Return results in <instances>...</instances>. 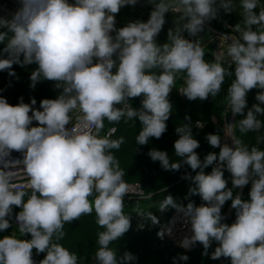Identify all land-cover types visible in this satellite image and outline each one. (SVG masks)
<instances>
[{
  "label": "clouds",
  "instance_id": "clouds-1",
  "mask_svg": "<svg viewBox=\"0 0 264 264\" xmlns=\"http://www.w3.org/2000/svg\"><path fill=\"white\" fill-rule=\"evenodd\" d=\"M136 2L20 0L21 7L11 20L0 18V28L12 33L4 49L9 58L0 59V70H10L14 63H36L38 68L31 74L32 86L43 77L62 88L56 99L41 100L42 111L32 107L35 99L31 104L21 100L13 106L0 96V231L11 226L8 218L12 206H16L22 209L15 217L20 232L31 235L30 240L12 235L0 239V264H35L33 249L46 253L39 264H78L77 255L53 243V237L62 238L64 224L90 214L93 206L98 225L105 229L99 233L95 264L133 261V254L125 252L118 256L109 247L130 228V218L123 211L128 184L109 151L119 148L123 138L109 140L90 133L73 134L67 127L69 113L79 108L86 124L97 129L103 126L104 118L138 119L142 129L136 142L145 145L150 137L161 138L167 129L172 110L168 97L177 73L187 74L180 92L189 100L216 96L225 76L232 75L219 62H206L200 44L185 39L181 33L172 36L169 31L171 45L156 42L170 10L182 11L187 20L183 30L197 36L204 30L205 21L215 19L220 9L231 12L232 0H160L147 22L134 21L116 29L115 14L121 7ZM257 6L258 0H242V41L234 39L228 47L235 65V79L228 88L229 106L233 116L243 117L239 121L242 132L264 127L258 119V115H264V107L260 106L264 104V91L256 95L259 103L245 114L247 93L254 88L264 90V9L257 13ZM236 31H241L239 25ZM8 32H0V42L8 38ZM157 67L163 69L161 74L149 71ZM142 94L141 110L125 103ZM119 104L124 107H115ZM33 121L38 122L37 126H31ZM198 126L203 124L198 122ZM176 132L179 138L174 142L175 155L182 161L171 162L166 152L156 149L148 155L165 170H179L181 162L194 171L200 169L191 177L195 187L190 192L200 195L205 203L183 206L168 195L160 211L174 208L190 220L193 235L190 240L185 239V247L199 242L206 255L215 241L219 246L211 255L213 260L223 256L230 258L231 264H264V151L256 146H241L239 141L221 146L219 135L208 134L209 144L220 151L218 157L209 153L201 163L195 151L200 145L193 138L190 125L179 126ZM12 151L23 153L22 163L32 189L27 201L23 191L14 190V173L5 170L21 163L10 159ZM216 161L211 173L205 174L203 169ZM225 168L231 173L233 188L251 183L249 200H243L239 194L233 196L224 178ZM93 192L98 194L94 205L88 199ZM229 200L236 214L231 225L221 222V209ZM149 218L158 223L151 213ZM158 235L163 237L164 232Z\"/></svg>",
  "mask_w": 264,
  "mask_h": 264
},
{
  "label": "trees",
  "instance_id": "trees-1",
  "mask_svg": "<svg viewBox=\"0 0 264 264\" xmlns=\"http://www.w3.org/2000/svg\"><path fill=\"white\" fill-rule=\"evenodd\" d=\"M2 1L3 0H0V2ZM159 2L160 0H137L135 5L121 7L118 14H115V28L120 29L134 21L147 22L150 18V13ZM166 2H170V0H166ZM241 5L242 0H232L231 12H225L223 9H220L216 18L222 21H205L207 25L204 24V30L198 33L197 36H191L187 31H184L183 25L187 20L184 19L183 15H180V13H175L170 10L165 14V24L157 35L156 42L161 46L166 43L171 45L172 41L171 37H169V31L171 30L172 36L181 33L185 39L197 41L200 44L204 49V59L206 62L215 63L217 61L213 58L214 43L212 41L213 32L211 30L213 29L221 33H223L222 31L228 32L227 25L234 28H236V25H239L240 28L245 29V17ZM216 18L214 20H216ZM0 32H8V29L0 28ZM115 35L116 33L114 32L113 36ZM11 36L12 33L8 32V38H6L4 42H0V59L9 58L8 53H6L4 49ZM20 60L23 61V55L20 56ZM220 64L222 67L229 70L232 75L225 76L221 91L216 96L210 95L205 100H200L199 98L196 100H189L185 95L179 97L176 92L177 83H175L168 97L172 105V110L170 118L166 121L167 129L159 139L150 137L147 144L140 145L136 142V138L142 129V124L138 119H129L126 116L122 117L119 121H109L107 118L105 119L106 125H116V133L110 137L109 140H120L123 138V143L120 144L119 148H113L109 151L118 161L120 168L124 171V181L138 182L143 186L145 192H154L153 197L151 196L149 200H135L124 205V214L130 218V228L122 237L109 244L110 248L118 252H122L123 254L129 252L133 254L135 257L134 261L138 264L151 262L156 264H216V259L213 260L211 258L212 253L216 249L214 245L215 241L212 242L205 255L203 245L199 242H196L190 252L186 253L182 252L178 247L175 248L170 245V242L168 243L164 236L161 237L158 235V233L164 229L165 224H167V218L174 209L168 208L163 212L160 211V205L166 196L171 195L178 204L182 203L187 205L191 202L195 206H200L205 203L202 199L193 201L198 196L201 198V196L190 192V189L195 187L191 177H194L200 169L194 171L189 165L181 162L179 170H165L160 162L153 161L148 153L150 150L156 149L166 152L171 162L182 161L183 158L175 155L174 142L179 138L176 128L185 124L190 125L193 138L199 142L200 146L195 149V151L201 163L204 162L205 157L209 153H215V148L209 144L206 136L208 134H216L220 137V128L218 125L212 124L209 117L216 115L218 119L221 118V114L225 110V105L229 102L228 88L234 78L233 66L225 63ZM37 68L38 65L36 63H14L10 70H0V96L5 98L7 102L13 106L19 104L21 100L23 103L31 104V100L35 99L36 104L32 105V107L42 111V109H40L41 100L56 99L61 94L62 88L56 87L55 83L57 82L48 81L43 79V77L32 86L31 74ZM113 71H115V69H113ZM149 71L159 75L163 69L157 67ZM10 72H13L14 75H10ZM184 75H187L186 72L177 73L175 81L179 83L181 77ZM261 91L264 90L254 88L247 93V108L245 109V114L247 110L252 107L250 106L251 101L253 104L258 102L256 100V95ZM143 99L144 97L142 94L139 97L129 98L125 103L135 110H141ZM260 106L264 107V104ZM115 107L123 108L124 104H119ZM29 115H31V112ZM242 118L241 115H236L234 119L233 134L235 141H239L241 146L248 147L249 149L256 146L264 151V127L259 131L242 132L239 125V121ZM258 119L264 122V115H258ZM196 120H200L204 123L203 129L194 128L193 123ZM37 123L38 122L33 121L31 126H37ZM215 166L216 162L204 168V173L210 174L212 168ZM225 176L228 177L224 172V178ZM231 189L233 192L236 191L234 188ZM250 190L251 183L242 187L239 195L243 200L250 199ZM23 192L25 193L24 200L27 201L29 198L27 196H31L30 194H32V191ZM97 195V193L93 192V195L88 198L89 201L90 199L94 200ZM143 201L146 202L143 204L139 203ZM12 208L13 213L15 209L19 207L12 206ZM223 208L224 205L221 211ZM149 213L157 218L158 223H152L149 218ZM232 216L233 213L228 219V224ZM235 219L236 216L232 223L235 222ZM94 221H97V216L93 206V211L90 214H82L78 219L65 223L63 232L71 223L87 222L89 225V222ZM139 223H143L144 227L150 230L146 231V233H140L138 227L142 225L139 226ZM4 234L5 231H0V239L4 238ZM69 237H73V239L70 241L72 243H68V245L60 242L56 236L53 237L52 242L59 243L70 252L76 254L78 257V264H83L84 262L95 263L94 257L100 247L98 241L95 239L97 235L93 234L92 236H87L85 233H82L80 229L74 228L71 234L68 232L63 235L62 238L66 240ZM77 237L86 238V240L78 241ZM21 239L30 240L31 235L26 234ZM185 255L188 257L187 260L180 259L181 256ZM45 256L46 253L44 252L38 253L36 249L32 250V258L36 259L38 262L43 260ZM220 261L222 264H231L230 258L223 256L219 258V262Z\"/></svg>",
  "mask_w": 264,
  "mask_h": 264
},
{
  "label": "built area",
  "instance_id": "built-area-1",
  "mask_svg": "<svg viewBox=\"0 0 264 264\" xmlns=\"http://www.w3.org/2000/svg\"><path fill=\"white\" fill-rule=\"evenodd\" d=\"M69 3H74L75 0H68ZM21 7L20 0H3L0 2V18H4L7 20H11L12 17L15 15V13L18 11V9ZM187 75L182 79L183 83L182 85L176 86V92L179 97H183L184 94L180 91L185 87V81H186ZM83 113L79 110V108L72 110L69 113L70 116V122L68 124V129L73 134H84V133H90L92 135L97 136L98 138H106L109 139L116 133V125H106L105 119L103 120V126L100 129H97L95 125H87L86 122L83 119ZM197 127L198 124H195ZM11 160L16 161L19 160L21 163L16 164L14 166H10L8 171H12L14 173V176L12 177L11 183L16 186L14 190L19 191H32L29 181L30 178L28 177L27 173L24 170V164L23 161V153L12 151L11 152ZM128 184V192L123 197L124 205L129 203L130 201L135 200H146L149 199L152 194L145 192L142 185L138 182H126ZM19 213V212H17ZM15 213L11 218V226L14 230H19V224L17 220L15 219L16 214ZM170 229V231H168ZM164 236L170 240L176 247H178L181 250H188L191 247V243L185 247L184 241L185 239L191 238L193 235V232L191 230V223L190 220L185 218L182 213L178 212L176 209L174 210L173 214L171 215L167 225L163 229ZM35 264H39V262L32 258Z\"/></svg>",
  "mask_w": 264,
  "mask_h": 264
},
{
  "label": "rangeland",
  "instance_id": "rangeland-1",
  "mask_svg": "<svg viewBox=\"0 0 264 264\" xmlns=\"http://www.w3.org/2000/svg\"><path fill=\"white\" fill-rule=\"evenodd\" d=\"M261 9H264V0H258V6H257V9H255V11L258 13ZM173 12H175V13H180V15H183V13H182V11H177V10H172ZM213 21H222V20H220V19H218V18H216V20H214V19H211V22H213ZM115 24H116V15H115ZM253 28H254V30H255V26H253ZM227 29H228V32H224V31H222L223 32V34H225V35H228V36H230L231 37V39L232 40H234V39H241V41H242V31L243 30H241V31H236V28H234V27H232V26H230V25H227ZM240 29H244V28H240ZM211 30V29H210ZM212 31V30H211ZM215 32H217V33H215V32H213V37H212V41H213V43H214V48H213V58L217 61V62H219V63H225V64H228V65H232L233 66V68H235V65H234V63L232 62V59H231V57H230V55L228 54V47H229V45H230V43L231 42H229L228 40H226V38L224 39V37H221V36H223L222 34H221V32H219V31H216V30H214ZM114 34V32H112L111 33V35H113ZM219 34H220V36H219ZM186 75H184V76H182L181 77V79H180V81H179V83L177 82V81H175V83H177V85H182V83H183V78L185 77ZM235 79V75H234V78H233V80ZM232 80V81H233ZM175 83H174V85H175ZM259 102H257L256 104H258ZM252 105H254L253 103H252V101H251V105L250 106H252ZM231 114H232V112H231V108H230V106H229V102L225 105V110L223 111V113L221 114V118L220 119H218V117L216 116V115H212V116H210L209 117V120L211 121V123L212 124H216V125H218L219 126V128H220V143H221V146H223L224 144H228L229 146H232L233 145V143H230L228 140H227V131H228V128H229V125H231L230 124V122H229V120H230V117H231ZM234 119H235V116H234V118H233V120H232V138H233V141L232 142H235V139H234V134H233V123H234ZM219 120V121H218ZM198 122L199 123H202L203 124V127H204V123L202 122V121H200V120H196V121H194V123H193V126H194V128H196V129H203V127H199V126H195V124H198ZM230 137V136H229ZM232 138H230L231 140H232ZM215 148V153H217V157H218V155H219V151H220V148L219 147H214ZM216 163H218V161H216ZM224 172H225V174H227V176L228 177H226L225 176V179L227 180V187L229 188V189H231V188H233V185H232V177H231V173H229L228 171H227V169L225 168L224 169ZM143 187V186H142ZM235 189V188H234ZM239 192H240V188L239 189H236V191H234L233 192V196H235V195H237V194H239ZM148 193H151L152 194V197H153V194H154V192L153 191H148ZM30 195H32V194H30ZM37 195H39V194H37ZM27 197H30V196H27ZM150 199V198H149ZM149 199H146V200H149ZM202 198H199V196L197 197V198H195L193 201H197V200H201ZM95 200V199H94ZM94 200L93 199H90V201H92V203L94 204ZM249 200V199H248ZM146 201H143V202H139V203H145ZM140 205V204H139ZM180 205H183V206H186V204H180ZM230 209V212L231 213H228L225 217H224V215H225V213L228 211ZM232 209V210H231ZM22 209L21 208H17V209H15V211L12 213V215H11V217H9V220H10V225H11V218H12V216L15 214V213H17V212H20ZM174 210L175 209H173L172 211H171V213H170V215L168 216V218H167V222L166 223H168V221H169V219H170V217H171V215L173 214V212H174ZM232 213H233V216H232V219H231V221H230V223H229V225H231L232 224V222H233V220H234V217L236 216V214H235V209H233L232 207H231V200H229L228 202H226L225 204H224V208H223V210L221 211V215H222V217H223V221H225V223L226 224H228V219H229V217L232 215ZM227 217V218H226ZM226 219V220H225ZM140 225H142V226H140ZM167 224H165V226H166ZM139 226L140 227H138V229L140 230V233H146V231H148V230H150L149 228H147V227H144V224L142 223H139ZM74 228H78V229H80L81 230V232L82 233H85L87 236H92L93 234H96L97 235V238H95L97 241H98V237H99V233H101V232H103V231H105V229L104 228H102L101 226H99L98 225V223H97V221H94V222H89V225L87 224V222H78V223H71L69 226H68V228H66L65 230H64V235L66 234V233H68V232H70V234H71V232L74 230ZM192 230V229H191ZM3 231H5V234L3 235V237H5V236H14L15 238H17V239H21L23 236H24V234L23 233H21L20 231H17V230H14L13 228H12V226H10L8 229H6V230H3ZM163 231V230H162ZM26 235V234H25ZM164 236V235H163ZM165 237V236H164ZM166 238V237H165ZM73 239V237H69L68 239H64V238H60V239H58L60 242H62V243H64V244H66V245H68V243H72V242H70L71 240ZM77 240L78 241H85L86 240V238H82V237H77ZM166 240H167V242L170 244V245H172V246H174L175 248H176V246L170 241V240H168L167 238H166ZM193 245L194 244H192L191 245V247L188 249V250H182V252H186V253H188V252H190V250L192 249V247H193ZM214 245H215V248H217L218 247V242H214ZM179 249V248H178ZM181 250V249H180ZM117 251V250H116ZM117 254H118V256H123V253L122 252H118L117 251ZM95 262V261H94ZM83 264H95V263H91V262H84ZM129 264H138V263H136L134 260L133 261H131V262H129ZM139 264H156V263H154V262H151V263H139ZM216 264H220V262H219V258L218 259H216Z\"/></svg>",
  "mask_w": 264,
  "mask_h": 264
},
{
  "label": "water",
  "instance_id": "water-1",
  "mask_svg": "<svg viewBox=\"0 0 264 264\" xmlns=\"http://www.w3.org/2000/svg\"><path fill=\"white\" fill-rule=\"evenodd\" d=\"M205 24H206V22H205ZM207 25V24H206ZM212 31L213 32H215L213 29H212ZM215 33H217V32H215ZM223 36H221V37H224V39L226 38V40H228L229 42H232V39H231V37L230 36H228V35H225V34H223V33H221ZM220 36V35H219ZM233 118H234V116H233V114H231V117H230V120H229V122H230V124L232 125V120H233ZM231 133H232V128H231ZM241 190H242V188H241ZM241 190H240V192H241ZM240 192H239V194H240ZM229 211L230 210H228L226 213H225V215H224V217L229 213ZM222 223H223V221H221ZM218 246H219V244H218ZM220 264H222V262L220 261Z\"/></svg>",
  "mask_w": 264,
  "mask_h": 264
},
{
  "label": "bare ground",
  "instance_id": "bare-ground-1",
  "mask_svg": "<svg viewBox=\"0 0 264 264\" xmlns=\"http://www.w3.org/2000/svg\"><path fill=\"white\" fill-rule=\"evenodd\" d=\"M218 34V33H217ZM220 35V34H219ZM231 128H232V125L231 126H229V128H228V131H227V140L230 142V143H233L232 141H233V138L231 137L232 136V133H231ZM230 136V137H229ZM230 138H232V140L230 139ZM240 190H241V188H240ZM230 210V209H229ZM230 212V211H229ZM223 221V220H222ZM223 223H224V221H223Z\"/></svg>",
  "mask_w": 264,
  "mask_h": 264
}]
</instances>
